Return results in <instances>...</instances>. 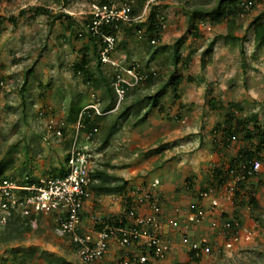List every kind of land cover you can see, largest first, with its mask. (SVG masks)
<instances>
[{
	"label": "rangeland",
	"instance_id": "obj_1",
	"mask_svg": "<svg viewBox=\"0 0 264 264\" xmlns=\"http://www.w3.org/2000/svg\"><path fill=\"white\" fill-rule=\"evenodd\" d=\"M93 2L97 0H0V78L7 83V89L0 94V160L11 162L5 174L15 173L25 165V174L36 177L60 170L66 164V142L72 139L73 130L57 138L47 130V121H66L72 102L76 106L95 103L101 109L107 101L102 80L90 83L82 75H75L73 68L90 48L86 23ZM215 3L216 0H173L160 5L166 16L165 27L159 44L152 47L133 31L118 34L115 56L126 65L137 63L143 69L154 70L156 75L152 82L131 89L118 111L104 114L102 129L94 138L95 169L120 176L133 188L146 189L159 179L157 189L162 193L168 218L176 213L181 218L186 207L196 200L197 191L211 184L214 168H226L235 154L248 145L242 134H236L224 146L227 137L217 129L232 102L242 107L236 113L238 118L256 113L264 128V46H256L253 29L249 28L264 3L236 19L234 35L242 40L237 44L223 38L228 32L227 21L214 22L210 17L197 21L198 35H194L189 23L192 12L199 7L210 9ZM37 6L48 8L50 14L35 13ZM59 14L62 18L54 19ZM179 39L181 59L174 65L173 50ZM210 42H215L214 53L202 68L203 52ZM163 45L168 48H160ZM87 55L89 67L98 75L94 53L90 50ZM187 56L190 61L185 65ZM101 69L107 76L111 74L110 68ZM179 74L184 80L176 97L168 82ZM163 84L165 89L161 90ZM157 92L164 112L150 109L144 100ZM211 97L224 108L211 109ZM133 103L136 104L120 120L109 145L101 148L103 129L117 112ZM41 111H45L43 116ZM230 127L234 131L240 124L234 120ZM15 143L18 146L13 149ZM243 192L241 198L233 196L231 200L218 196L221 205L215 209L209 200L204 201L209 217L190 233L209 237L214 242L212 253L200 258L190 256L179 234L171 230L166 237L172 238L175 246L161 264H264V168L245 184ZM251 196L259 201L258 212L248 206ZM235 211L240 215L241 235L233 248H225L224 234L211 225V220L218 219L220 223L221 212L233 217ZM123 212V196H94L85 206L83 223L94 228V218L103 221ZM129 250L113 244L107 256L94 264H120L122 257L128 260L125 254ZM16 256L23 262L15 261ZM62 259L84 264L70 240L56 234L53 216L39 217L22 239L3 242L0 238V264H61Z\"/></svg>",
	"mask_w": 264,
	"mask_h": 264
},
{
	"label": "built area",
	"instance_id": "obj_2",
	"mask_svg": "<svg viewBox=\"0 0 264 264\" xmlns=\"http://www.w3.org/2000/svg\"><path fill=\"white\" fill-rule=\"evenodd\" d=\"M137 0H106L93 2L86 31L95 37L100 44V59L102 66L110 68L112 87L116 95V105L109 112L116 111L128 92L136 87L145 75L138 69L137 63L126 65L116 56L118 36L108 31V27L119 29L120 23H132L146 20L150 4L157 0H146L139 15H133V6ZM172 1V0H168ZM165 24L163 23V29ZM141 33V30H139ZM157 40L152 39L155 43ZM7 89L5 79L0 78V94ZM94 110L97 114L104 115L95 103L87 104L75 123L67 125L66 121L53 118L47 121V130L57 138H64L63 129H72L67 152L64 174L60 176L37 177V181L29 182L30 175L22 178L14 176L0 177V236L4 233L12 218L20 216L22 219L35 216H53L55 231L60 237L70 240L77 255L84 264H94L102 261L110 251L113 244L121 247L139 245L134 254L135 264H161L168 253L174 249L175 242L167 238L168 231L179 234L180 243L187 246L196 255H208L214 251V242L207 236L192 235L188 226L203 222L205 218L203 208L198 211H185L181 218L178 214L168 218L163 213V202L157 189L160 181L155 179L150 187L144 189L140 186L133 188L134 198L131 200L126 222L119 220L120 224L110 223L105 220L96 221L95 227L84 226L82 211L87 202L95 195L92 186L99 182L94 176V151L93 134L82 133L81 122L83 111ZM45 111H41L43 116ZM243 175H253L264 168L260 159H254L249 164H242ZM236 180L231 182L224 194H219L217 189L210 187L202 190L200 195L208 201L213 208H218V196H226L230 200L235 194ZM99 197V196H98ZM187 214V215H186ZM176 215V216H175ZM185 217V218H184ZM194 222V223H193ZM221 224V225H220ZM98 225L100 226L98 228ZM211 225L219 228L231 227L230 222L211 221ZM168 227L165 230V227ZM233 238L224 242L225 248H233L240 238V229L235 228ZM172 231V232H173ZM128 260H125V264Z\"/></svg>",
	"mask_w": 264,
	"mask_h": 264
},
{
	"label": "trees",
	"instance_id": "obj_3",
	"mask_svg": "<svg viewBox=\"0 0 264 264\" xmlns=\"http://www.w3.org/2000/svg\"><path fill=\"white\" fill-rule=\"evenodd\" d=\"M106 0H97V2H105ZM146 0H137L136 3L133 6L132 13L133 15H139L144 7ZM168 0H157L154 3L150 4L149 6V12L146 20L144 21H134L132 23H120L119 29H115L114 27H108V31L118 36V34L121 31L124 32H132L135 35H138L141 39L145 40L146 43H148L151 47L153 45H158L161 40V34L163 31V23L166 21V16L163 11H161L159 8L160 5L164 3H168ZM173 2V0H172ZM264 3V0H216L215 5L208 9L204 7H199L196 10H194L190 17V26L194 29L193 33L194 35H198V22L202 21L207 17L212 18V20L215 21H227L228 24V32L223 35V38L228 43L237 44L239 41H242L240 37L235 36L234 32L237 28L236 19L240 16L248 14L255 6L258 4ZM35 13L37 14H50V11L48 8L37 6L35 8ZM62 14H59L57 17H54V19H61ZM13 19V18H12ZM14 20V19H13ZM71 24V23H69ZM249 28L253 29L254 32V41L258 48L264 46V8L260 10L251 20L249 24ZM141 30V33L139 32ZM90 39V48H88L86 51H92L97 59V67H98V75L95 74L94 70H92L89 67V60L87 52L84 53V58L80 61L74 64V73L75 75H82L84 79L90 83H99L101 80L104 83L105 91L107 95V101L104 102V104L101 107V111L103 113H107L114 109L117 99L115 92L112 87V77L113 74L107 76L103 70L101 69L102 62L100 59V44L98 40L91 36L90 34H87ZM156 39L157 41L155 43H152L151 40ZM182 40L179 39L173 50V63L174 65H177L180 62L181 56H180V49L179 46ZM214 45L215 42H210L206 50L203 52L202 60H201V66L202 68H205L207 64L211 61V57L214 53ZM160 47V46H159ZM119 48V44L117 45V50ZM160 48L166 49L168 48L167 45H163ZM190 61V56H187L184 59L185 65H187ZM139 71L145 75V78L140 81V83L133 88L137 89L141 85H143L145 82H152L155 78L156 72L154 70L149 69H143L142 67H138ZM184 80L183 75H173L170 77L168 85H171L173 88V91L175 92L176 97H179V87L182 84ZM166 85V84H165ZM165 85L163 84L161 86V90L165 89ZM160 92H157L154 95H148L145 96L144 100L148 102V107L150 109L157 108L159 111L164 112L165 107L160 102ZM125 100V99H124ZM123 100V101H124ZM136 103H133L132 105L124 106L119 112L116 114V118L107 126L106 129H103L102 133V146L101 148H105L109 145V142L113 135L116 133L117 128L120 124V120L125 118L130 111L133 109L134 105ZM209 105L211 109L217 110L219 108H224L223 104H218V100L214 97H211L209 99ZM86 105L80 106L75 104V102H72V105L69 108L68 115L69 117L66 118L67 125L75 123L78 119L79 115L81 114L83 108ZM119 108L116 110L118 111ZM242 111V107L238 103H231L227 107L226 115L224 118V121L220 124H218V130L222 132V134L227 137L224 141V146H228L230 143V140L232 137H235L236 134H242L243 138L247 140V146H245L243 149L239 150L235 157L232 158L229 162V165L225 168L224 166L215 167L212 173L213 180L210 185L203 186L197 191V198L193 203H190L185 211H198V209L203 208L205 218L207 219L209 217L208 211L205 209V204L203 197L200 195L202 190L208 189L210 187H214L217 189L218 192L226 193L228 187L230 186L231 182L233 180H236L235 184V194L234 198L240 197L244 195V192L242 193L243 188L245 187V184L254 178V176H257L258 173H260L262 170L258 171L257 173L253 175L245 174L243 175L242 171V164H249L250 161L254 159H260L264 163V128L260 124L258 120V114L253 113L249 118H238L236 116L237 111ZM147 113L144 114V116L141 118L143 120L146 117ZM104 118V115L97 114L94 110L90 109L87 111H83L81 122L83 124V127L81 128L82 133H88L91 132L95 138L96 134L102 129L101 121ZM236 121L240 124V127L236 130L230 129L231 124L233 121ZM252 123V126H249ZM216 130V129H215ZM64 135H67L68 129L67 127L63 129ZM67 146L70 145V140L66 142ZM18 146L17 143L12 145V148L15 149ZM12 148L9 150V153L12 152ZM10 161H7L5 159L0 160V177H6V176H14V177H20L22 178L25 173L27 172V166H23L20 168L17 172L11 173V174H5L8 167H10ZM64 174V168L62 167L60 170H55L50 176H60ZM30 175V174H28ZM94 176L99 179V182L92 186V190L94 191L96 196H104V195H119L123 196L124 198V212L123 214H120L119 216H114L113 218H105L104 220L107 222H114L116 224H120L119 220L122 219L124 223L126 222V217L129 212V208L131 205V200L134 198V195L132 194L133 187H129V182L125 180L124 178L120 176H116L113 174H110L107 172V170L96 168L94 171ZM38 178L36 176L30 175L29 182L37 181ZM189 180V186H191V178ZM159 191V190H158ZM162 193L159 191V196L161 197ZM248 206L251 211L258 212L260 208L259 201L256 199V197L251 196L248 202ZM212 209H215L211 207ZM179 208L176 209V211ZM163 213L164 209L162 210ZM225 211V210H223ZM84 213V209L82 211V215ZM179 214V213H177ZM187 215V214H186ZM174 216V215H173ZM176 216V215H175ZM40 216L32 215L30 217L22 219L20 216L12 218L9 222L8 227L4 231V233L0 236L1 240L3 242H9V241H15L18 239H22L24 236L25 231H31L33 222L37 219H39ZM185 218V217H184ZM221 219H223L224 222H230L231 227L229 228H223L222 232L224 234V242L233 238L236 234L235 228H239L241 225L240 215L234 212L233 217L228 215L226 212H221ZM213 220V219H212ZM211 220V221H212ZM218 220V219H216ZM221 221V220H220ZM221 221V222H223ZM23 224V230H21V225ZM194 223V222H193ZM202 223V222H200ZM199 224V223H197ZM197 224H190L188 226L189 232L191 230H194V226ZM100 226L98 225V228ZM72 245V244H71ZM139 245L136 246H129L125 247L131 250L127 251L125 255L128 256L129 262H134V254L137 252V248ZM74 248V247H73ZM189 255L192 257H203L204 255L201 253L200 255H196L195 252L189 249ZM23 262L22 259H19L17 256L14 258V260ZM123 259V260H122ZM15 260V261H16ZM122 261L124 262V257L121 258L120 264H122ZM61 264H72L71 262L67 261L66 259H62ZM177 264H189V262L185 263H177Z\"/></svg>",
	"mask_w": 264,
	"mask_h": 264
}]
</instances>
